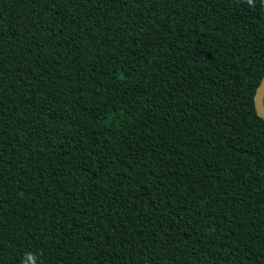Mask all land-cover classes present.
<instances>
[{"label":"trees","instance_id":"1","mask_svg":"<svg viewBox=\"0 0 264 264\" xmlns=\"http://www.w3.org/2000/svg\"><path fill=\"white\" fill-rule=\"evenodd\" d=\"M263 71L262 0H0V264H264Z\"/></svg>","mask_w":264,"mask_h":264},{"label":"water","instance_id":"2","mask_svg":"<svg viewBox=\"0 0 264 264\" xmlns=\"http://www.w3.org/2000/svg\"><path fill=\"white\" fill-rule=\"evenodd\" d=\"M262 8H263V14H264V0H262ZM263 94H264V71L261 75V78L255 90V93L253 95L254 110L257 115H259L261 118L264 119V106L262 103Z\"/></svg>","mask_w":264,"mask_h":264},{"label":"clouds","instance_id":"3","mask_svg":"<svg viewBox=\"0 0 264 264\" xmlns=\"http://www.w3.org/2000/svg\"><path fill=\"white\" fill-rule=\"evenodd\" d=\"M25 256L24 264H29V262H31V264H36L33 253L27 252Z\"/></svg>","mask_w":264,"mask_h":264}]
</instances>
